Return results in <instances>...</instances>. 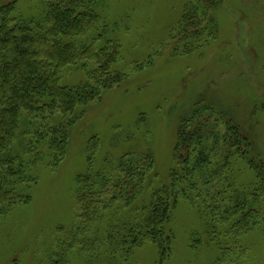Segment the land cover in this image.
Listing matches in <instances>:
<instances>
[{
  "label": "rangeland",
  "instance_id": "rangeland-1",
  "mask_svg": "<svg viewBox=\"0 0 264 264\" xmlns=\"http://www.w3.org/2000/svg\"><path fill=\"white\" fill-rule=\"evenodd\" d=\"M15 1L16 16L44 21L42 0ZM93 12L87 32L65 41L102 48L110 76L98 97L75 108L60 159L41 154L31 169L36 181L25 188L26 203L0 213V264H264V179L246 161L264 163V0H98ZM96 58L61 65L57 83L95 85ZM200 116L204 141L182 143L185 155L176 149L179 128L198 125ZM233 135L237 156L214 174ZM178 153L187 158L176 165ZM197 153L204 160L191 177L201 205L179 197L170 209L162 259L150 242L122 257L104 237L115 221L80 217L76 181L87 171L111 178L120 163L130 170L123 176L131 177L135 200L128 208L118 203L113 212L122 213L168 185L174 168L185 176ZM232 204H242L239 229Z\"/></svg>",
  "mask_w": 264,
  "mask_h": 264
},
{
  "label": "trees",
  "instance_id": "trees-1",
  "mask_svg": "<svg viewBox=\"0 0 264 264\" xmlns=\"http://www.w3.org/2000/svg\"><path fill=\"white\" fill-rule=\"evenodd\" d=\"M97 1L42 0L46 8L44 21L24 20L16 16L15 0L0 4V213L14 204L26 203L29 197L25 188L36 181L31 169L41 160V154L52 155L54 160L60 159L58 155L67 141L75 108L94 100L99 95L98 91L106 86L105 82L100 83L103 77L110 76V71L106 69L107 61H104V57H98L102 48L98 52H91L87 46H79L81 48L78 49L74 43L65 41V38L76 33L85 34L88 27L97 21L93 12ZM99 32L103 34L104 30ZM88 57H97L100 61L95 70L100 79L95 85L63 87L57 83V70L61 65ZM203 118L198 117L199 124L194 127L186 129L183 123L179 128L176 149L181 147L185 155L189 148L183 147L184 142L194 140L198 147L204 141L203 131L207 132L208 127L205 128ZM20 123L23 124V140L17 141L18 146L15 147ZM227 140L224 139L222 143L221 159L224 163L218 165L214 174L220 173L223 166L229 167L228 159L232 153L237 156L239 151L240 142L236 135L232 136L229 144H226ZM185 155L177 154L176 161L179 163L176 165L186 161ZM203 160L202 155L197 153L192 167L184 171L183 177L174 168L168 185L154 192L146 204L142 203L143 206H135L129 212L120 209L122 213H115L117 204L122 203L123 207L128 208L135 200L132 193L134 187L128 190L131 177L123 176L130 170L120 163L116 168L117 174L110 175L111 178L89 170L86 175L76 178L80 217L83 221H99L103 217L115 221L104 237L112 242L111 247L122 257L150 242L158 248L162 259L168 253L171 242L168 224L170 209L179 197L197 198L198 206L201 205L197 195L201 188L197 189L198 181L191 177V172L198 173ZM246 161L264 179V163L253 157H246ZM136 178L141 180V175ZM225 181L228 182L229 178ZM241 206L232 204L229 208L235 217L233 222L239 226L237 229L244 223L242 216L237 215ZM203 211L208 214L206 210Z\"/></svg>",
  "mask_w": 264,
  "mask_h": 264
}]
</instances>
